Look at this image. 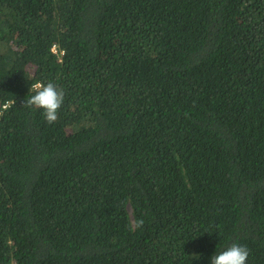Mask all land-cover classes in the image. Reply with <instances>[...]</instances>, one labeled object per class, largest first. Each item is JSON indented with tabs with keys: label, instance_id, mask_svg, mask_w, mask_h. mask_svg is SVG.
<instances>
[{
	"label": "trees",
	"instance_id": "trees-1",
	"mask_svg": "<svg viewBox=\"0 0 264 264\" xmlns=\"http://www.w3.org/2000/svg\"><path fill=\"white\" fill-rule=\"evenodd\" d=\"M232 243L264 264V0H0V264Z\"/></svg>",
	"mask_w": 264,
	"mask_h": 264
},
{
	"label": "clouds",
	"instance_id": "clouds-1",
	"mask_svg": "<svg viewBox=\"0 0 264 264\" xmlns=\"http://www.w3.org/2000/svg\"><path fill=\"white\" fill-rule=\"evenodd\" d=\"M30 90L34 93L23 105L28 108L42 109L47 123H55L58 119V111L64 102V92L52 83L36 81L31 84ZM144 220H134L132 228H141ZM249 249L247 246L232 243L225 250L210 257V264H247Z\"/></svg>",
	"mask_w": 264,
	"mask_h": 264
}]
</instances>
